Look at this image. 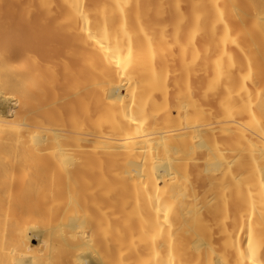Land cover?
I'll list each match as a JSON object with an SVG mask.
<instances>
[{"label":"bare ground","instance_id":"1","mask_svg":"<svg viewBox=\"0 0 264 264\" xmlns=\"http://www.w3.org/2000/svg\"><path fill=\"white\" fill-rule=\"evenodd\" d=\"M264 0H0V264H264Z\"/></svg>","mask_w":264,"mask_h":264},{"label":"rangeland","instance_id":"2","mask_svg":"<svg viewBox=\"0 0 264 264\" xmlns=\"http://www.w3.org/2000/svg\"><path fill=\"white\" fill-rule=\"evenodd\" d=\"M263 57V60H264V56H262Z\"/></svg>","mask_w":264,"mask_h":264}]
</instances>
